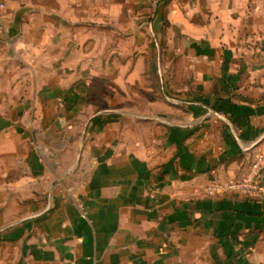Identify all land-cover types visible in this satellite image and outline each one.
Masks as SVG:
<instances>
[{"label":"crops","instance_id":"obj_1","mask_svg":"<svg viewBox=\"0 0 264 264\" xmlns=\"http://www.w3.org/2000/svg\"><path fill=\"white\" fill-rule=\"evenodd\" d=\"M0 3V264H264V199L207 194L264 149V0ZM151 12L171 110L98 118L91 166L31 153L24 124L116 88L115 44Z\"/></svg>","mask_w":264,"mask_h":264},{"label":"rangeland","instance_id":"obj_2","mask_svg":"<svg viewBox=\"0 0 264 264\" xmlns=\"http://www.w3.org/2000/svg\"><path fill=\"white\" fill-rule=\"evenodd\" d=\"M152 15L153 12L147 19L139 13L134 15L137 21L134 20L131 29L132 42L115 44L116 66L111 61V68L115 66L116 69L114 74L111 70L110 75L101 77V81L112 82L113 85L114 80L110 79L114 78L118 81L116 88L100 91L90 87L72 92V104L67 108L61 107L60 101H56V107L39 108L42 113L45 109L51 112V122L24 124L30 136L28 142L31 153H36L37 156L41 154L52 166H59L64 162L65 166H91L85 150L90 141L93 123L98 118L105 115L155 118L157 114L171 110L173 98L165 89L159 74L160 69L166 66L163 61L165 45L162 38L165 28L157 27ZM123 30L124 28H118L117 35L123 33ZM101 53L107 54L108 50L102 49ZM130 66L133 73L143 70L145 74L140 76L134 73L132 84L128 85L130 76L123 75L122 71ZM102 67L106 70V63ZM159 102L164 107H158L156 104ZM124 120L120 119L118 122ZM105 121L103 124H108L109 120ZM42 162L44 164L43 160ZM45 192L49 195L48 189Z\"/></svg>","mask_w":264,"mask_h":264},{"label":"built area","instance_id":"obj_3","mask_svg":"<svg viewBox=\"0 0 264 264\" xmlns=\"http://www.w3.org/2000/svg\"><path fill=\"white\" fill-rule=\"evenodd\" d=\"M0 3V31L5 32L3 9ZM210 197L228 195H246L252 198L264 199V149L254 157L249 170L241 177L227 182L215 181L207 188Z\"/></svg>","mask_w":264,"mask_h":264}]
</instances>
